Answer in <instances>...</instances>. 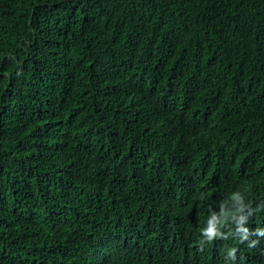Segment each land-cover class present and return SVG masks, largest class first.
Listing matches in <instances>:
<instances>
[{"label": "trees", "instance_id": "trees-1", "mask_svg": "<svg viewBox=\"0 0 264 264\" xmlns=\"http://www.w3.org/2000/svg\"><path fill=\"white\" fill-rule=\"evenodd\" d=\"M257 263L264 0H0V264Z\"/></svg>", "mask_w": 264, "mask_h": 264}, {"label": "clouds", "instance_id": "clouds-1", "mask_svg": "<svg viewBox=\"0 0 264 264\" xmlns=\"http://www.w3.org/2000/svg\"><path fill=\"white\" fill-rule=\"evenodd\" d=\"M231 215L232 214L228 213L227 211L219 210L216 215H212L210 217H207V219L205 221V225L208 227L214 226L215 228H217L219 226H224L225 222L227 221V218H231ZM205 240H207L206 245H213V246L217 245L216 240H214V238H212V237H209ZM204 248L205 247H202V249H204ZM106 257L108 259H110V258L112 259L113 255H109ZM126 261H128V260H126ZM257 264H263V263H257Z\"/></svg>", "mask_w": 264, "mask_h": 264}]
</instances>
